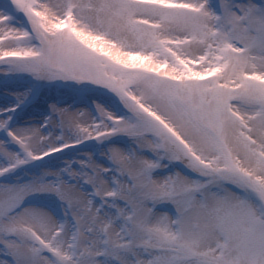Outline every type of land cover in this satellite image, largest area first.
<instances>
[{"label": "snow or ice", "instance_id": "snow-or-ice-1", "mask_svg": "<svg viewBox=\"0 0 264 264\" xmlns=\"http://www.w3.org/2000/svg\"><path fill=\"white\" fill-rule=\"evenodd\" d=\"M0 77V264H264V0H8Z\"/></svg>", "mask_w": 264, "mask_h": 264}, {"label": "rangeland", "instance_id": "rangeland-1", "mask_svg": "<svg viewBox=\"0 0 264 264\" xmlns=\"http://www.w3.org/2000/svg\"><path fill=\"white\" fill-rule=\"evenodd\" d=\"M8 0H0V5H3L7 3ZM213 2H217V0H213ZM27 81L24 78H9L5 80L4 77H0V105H3L7 103L6 97L11 96L12 92L11 90L17 89L18 91L22 89V86L26 83ZM5 84L7 87H5ZM95 99H97V102L105 101L108 99V97L102 95V93L98 92L94 96ZM81 98L74 93L70 89H62V88H49V89H44L42 92L34 99L31 107L28 108L27 114H24L21 116L20 123L24 124L28 121H42L43 120V115L48 107L52 104H57L61 108L69 107L72 105H75L73 107V112L77 110H83L85 112L91 111V108L86 106L85 103L80 102ZM94 107V105H92ZM53 126H56V121H53ZM61 133L56 132V135H60ZM117 147H124L123 144H117ZM78 150H81L82 153H80L76 158H73L72 160H77L82 156H86L91 154V149L88 146L85 147H80ZM75 150H65V153L62 154L60 158L64 156L63 162L61 163L62 165L67 162L68 157L71 153H73ZM103 150H100L96 152V157L99 158L101 156V152ZM68 153V154H67ZM75 153V152H74ZM66 155H68L66 157ZM57 156H53L51 158H45L43 161L44 168L41 170H52L55 171L58 169L57 163H54L55 160L59 162ZM98 163L103 164L104 161L101 159H97ZM63 167V166H60ZM75 183V181H73ZM85 192L87 191V186H84ZM81 196L84 195V192L80 193ZM6 257L0 256V259H4Z\"/></svg>", "mask_w": 264, "mask_h": 264}, {"label": "bare ground", "instance_id": "bare-ground-1", "mask_svg": "<svg viewBox=\"0 0 264 264\" xmlns=\"http://www.w3.org/2000/svg\"><path fill=\"white\" fill-rule=\"evenodd\" d=\"M12 91H18V90H17V89H15V90L13 89V90H11V92H12ZM74 152H75V153H74ZM74 152L71 153L69 156L66 155V157H67V156L70 157V158H68L67 162L70 161V160H72L73 158H76L80 153H82L81 150H75ZM64 153H65V152H64ZM64 153H63V154H64ZM67 154H68V153H67ZM53 156H57V155L54 154ZM61 156H62V154H60L59 156H57V158H60ZM63 159H64V156H63L62 158L58 159L59 162H57V160L54 161V163H57V167H58V168H60V166H63V165H64V164H63V165L61 164V163L63 162ZM76 161H77V163H78V162H79V159H77Z\"/></svg>", "mask_w": 264, "mask_h": 264}]
</instances>
